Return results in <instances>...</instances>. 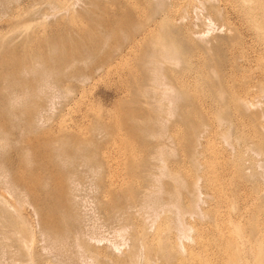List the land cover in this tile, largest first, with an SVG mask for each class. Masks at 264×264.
<instances>
[{"label": "rangeland", "instance_id": "1", "mask_svg": "<svg viewBox=\"0 0 264 264\" xmlns=\"http://www.w3.org/2000/svg\"><path fill=\"white\" fill-rule=\"evenodd\" d=\"M45 1L40 0L39 2H42L41 7L47 14L46 20L48 18L56 19L55 21L51 19L52 23L50 19L45 20L46 23L43 24L45 35L50 36L61 30V27H64L63 19L65 15L58 13L57 15L60 16L55 18L52 14L56 13V9L50 8L48 10L49 6L44 3ZM84 1L82 0V2ZM174 1L187 2V0H167V7L169 3ZM188 1L194 3L197 8L190 9L188 7L190 12H188L187 18L191 22L194 20L193 23L197 24V30H208L206 38L211 39L209 40L211 44L208 43V50H203L204 45L202 46V43L198 41L184 42L182 48L185 49L188 46L185 50L189 51L187 49H190L192 51L199 50L197 48L199 46L200 50L204 51L203 67L205 68L203 70L209 76V83L210 81L214 83L223 81L224 76L231 71L235 81L234 84H240L241 80L242 83H244V80L246 82L251 74L256 71V65L258 63L264 64L263 55L258 59V62L251 59L252 61L248 64L249 67L251 66L250 68L245 66V56L253 53L250 51L262 49L264 46V31H262L264 30V0H251L250 3L249 0H215V3L214 0L203 3H199L198 0ZM243 1H245L244 4ZM2 2L4 4H0V25H4L6 13L13 6L10 4L11 7H4L6 3ZM166 5H164L165 8ZM6 7L8 11L5 9ZM3 8L5 12H1L4 10ZM217 10L218 13H216ZM207 25L211 26L208 27ZM228 29H230L229 32L232 31L230 34ZM258 29L262 30L258 31ZM2 31H0V34ZM213 38L215 39L214 42ZM231 50L236 54L232 55ZM205 51H209V57ZM211 58H213V61ZM240 58L242 59L240 60ZM125 61L121 62L122 64L120 63L121 68H137L133 75L127 72L114 71L115 73H113L111 71L104 74H92L82 81L81 79H68L67 77H59L58 80L54 79L55 77L51 79L49 77L47 86L42 88L43 91L42 89L41 92L39 91L40 94L37 91L27 90L28 92H22L18 88L14 89V100L11 107L16 114L17 118L15 120L19 128L25 125L26 118L24 117L30 116V113L32 114L36 109H39L38 112H40L33 125L36 129L22 131L19 143L15 146H20L21 149L15 150L17 148L13 147L8 152L0 151L1 154L8 157L14 167L10 170L9 176H6L7 173L4 174L0 171V264H91V262H94V264H264V166L259 164L264 160V154L257 156L255 154L254 156L251 152H243L238 149L241 148L242 135L239 134L236 127L235 123L238 120L236 114L233 113V108L230 106L227 110V121L229 123L233 122L231 128L234 129L232 132L231 129L228 134L231 140L230 143L232 142V150L229 148L230 146H228L229 149L225 148L227 146L224 144L227 143H224L222 138L223 141L218 140L221 137L219 135L220 130H218V128L221 129L222 126H220L216 128L218 133L211 134L204 142L205 145L203 144L200 156L196 154L195 157H192L191 152H189L192 150L191 143L188 142L189 140L185 134L184 122L186 101L182 81L187 71L185 61L181 60L180 68H178L179 66L177 68L170 67L166 72L172 82L177 83V88L171 94L175 98V104H172L173 115L165 123L163 131L160 129L157 120L158 117H163L167 113V98L159 89L151 87L149 73L138 69L141 66L139 60L132 61L128 59ZM1 62H3V68ZM13 64V62L0 61V87L3 84V75H7L9 71H12ZM124 64L127 66L123 67ZM134 64H137L138 67ZM229 64H232V66ZM212 67L215 72H218V75L216 72L217 79L216 77L213 78ZM230 67L233 70L228 71ZM5 68L7 69L5 70ZM206 71H209L208 74ZM2 76L3 78H1ZM32 77L28 74L20 76L8 74V79L12 81L31 79ZM49 81H51L50 84ZM159 101L160 103H158ZM0 103H2L1 100ZM158 104L163 106L159 107ZM182 107L184 108L182 109ZM233 116L236 118H232ZM217 123L218 121H215L214 126ZM224 126H226V123ZM34 130L36 131L34 132ZM156 130L162 131L161 134L155 132ZM48 143H50L49 146ZM159 144H164L162 149L163 163L160 162L156 154V148ZM26 146H28L29 151L32 148V152L23 153L30 154L31 156L28 157L30 160L37 155V158L45 161L48 159V155L57 152L56 149L61 152L64 147L63 155H61L69 154L67 157L65 156L67 162L65 161L63 165L60 163V159H58L59 161L55 159L57 162L55 161L52 165L49 164L48 167L51 169L47 168L48 170H46L48 176L52 179L51 185H65L66 193L69 195L67 196L68 220H71V222L68 221V227L71 234L67 245L60 250L61 252H52L48 248L45 249L38 217L31 210L32 207L29 205L25 191L20 188L21 186H18L19 188L17 187L16 190L12 187L15 194H12L11 189L6 188L9 183V188L12 186L11 181L13 179L18 181L19 185H23L21 183L25 182L26 175L29 172H35V165L32 163L33 166L29 167L32 164L28 165L26 163L25 155L22 154L23 151L18 152ZM241 160L247 161V163L244 164ZM258 161L259 163H257ZM240 163L242 164L240 165ZM253 164L261 165V167ZM194 165L197 166L198 170ZM248 165L249 170L243 168V166L248 167ZM158 168L167 171V174L162 175ZM49 170L51 171L48 172ZM4 176L5 179H3ZM152 176L154 179H152ZM179 178H181L180 181ZM10 179L12 180L10 181ZM152 180H155L154 183H152ZM157 181L160 184L156 183ZM181 181L185 186H180L181 183L179 184V182ZM194 181H196V185H192ZM148 185L150 189L154 187L150 185H155L153 191L156 195L161 192V198L156 196L161 199H159L160 201H162V197H167V203L176 202L184 210L192 208L194 195L190 194L189 191L196 189L195 194L196 197L198 196L196 198V208L191 214L186 212L183 215V221L190 227L189 230L187 229L189 238H182L181 241L176 235L178 224L175 219L178 213L176 209L177 213H174L176 207L169 208V204H164L165 207H161V205H158L161 204L160 202L156 203L157 207L153 206V209L156 207L155 211L150 212L151 208L140 209L138 211L140 214L138 213L139 215H136V218L132 214L127 221L130 224L125 228L121 227L120 221L114 217L118 213L117 209L128 201L139 200L141 191ZM160 185L162 189L159 187ZM175 185L176 187L179 186L178 188L181 187V191L178 189L182 192V195L178 196L179 198H174L170 192L166 193L171 190L175 191ZM156 188L157 190L161 189L160 192H156ZM172 191L171 193L175 195L180 193L179 191ZM167 194H170V197L173 198L168 200L170 198ZM16 199L17 201H15ZM165 200L163 198L164 203ZM142 218L144 221L146 220L145 224L141 220ZM119 229H124V232ZM137 230L138 232H136ZM74 231L76 232L74 233ZM142 231L146 232L142 233ZM133 233H138V246L136 256L129 261L126 256L131 244L130 237ZM73 235L75 236L73 237ZM178 241H181L182 247ZM116 242L119 243V246L121 244L123 246L115 250L112 244ZM82 245H85V247H82ZM87 258L88 260H86Z\"/></svg>", "mask_w": 264, "mask_h": 264}, {"label": "bare ground", "instance_id": "2", "mask_svg": "<svg viewBox=\"0 0 264 264\" xmlns=\"http://www.w3.org/2000/svg\"><path fill=\"white\" fill-rule=\"evenodd\" d=\"M0 1H1L0 4H4L2 1H4L6 3V5H4V7L10 6V4L13 5L12 7L10 6L11 7L10 11L7 10V7L5 8L8 11V13H6L7 16L5 15L6 19L4 17V19H5L4 25H0V31L3 30L2 33L0 34V61H4L5 63L6 62H13L14 63L12 66V71L11 72L9 71L10 73L8 72V74H15L18 76L28 74V75L33 76L31 79L28 78L29 80L26 78L27 80L23 79V80H15V81L9 80L8 74L3 75L4 78H3V76L1 77V78H3V80H2L3 84L0 87V100L2 102V103H0V151H4V152L7 151L8 152V150L13 148V147L17 148L15 150H19L18 148H20V146H18V147H15V146H16V144L19 143L18 141L21 138L20 136H21L22 131H24L25 129H32V131H33V129H36V128H34L33 125H34V122L36 121V118H37L39 112H40V111L38 112L39 109H36L35 111H33L32 114L30 113V116L24 117V118H26L25 125L23 127L19 128V126H17L18 123L15 120V118H17L16 114L12 111V107H11V105H12L11 103L14 100V97H13L14 92H15L14 89L18 88L22 92H26L27 90L28 91L30 90L32 92L37 91L39 93V91L41 92V89L44 88V86H47V84H48L47 81H48L49 77H50L49 79H51L52 77H55L54 79H57L59 77H67L68 79H76V80L81 79V81H82L84 78L87 79L92 74H96V73L104 74V73H108L111 71L113 73H115L114 71H116V72H127V73H132V75H133V72L137 68L136 69L130 68V67L129 68H121V66H120L121 62L123 63V61L129 59L132 61L133 60H139L141 62V66L138 69L141 71H147L149 73V76H150L151 87H153L155 89H159L161 91V93L163 95H165V98H167V101H168V103H166V105L168 104L167 113L163 117L162 116L158 117V120H157L160 124V129H162V131L165 128V123L168 122L169 118L173 115L172 104H175V101H174L175 98L172 97L171 94L177 88V83H175V81L172 82L171 78H169L168 75H166V72H167V69L170 67H176L177 68L180 65L181 60L185 61L187 71H186V74L184 75V77H183L184 79L182 81L183 82L182 87H183V92H184V98L186 101V109H185L186 112H184L186 114L184 115V119H185L184 122H185V134L189 140V141L188 140L187 141L191 143L190 146H191L192 150H190L189 152H191L192 157L193 156L195 157L196 154L198 156H200L199 154L202 153V147H203L204 142L207 141V139L209 138V136L211 134H213L215 132L218 133L217 132L218 130H220L219 135L221 136L218 140H220L222 138L224 141L222 139L221 140L224 143L225 142L227 143V144H224L227 147H225V146L224 147L228 148V146H230L229 148H231L232 142L230 143L231 140H230V137L228 134L230 133V130L232 129L231 124L233 122L229 123L227 121L228 120L227 110H229L228 108L230 106H231V108H233L232 109V110H234L233 113H234V115L236 114V117L238 120L237 123H235V122L234 123L236 124V127L239 131V134L242 135L241 148H238V149H241L243 152H251L254 154V156H255V154H256V156L259 154H264V64L258 63L255 67L256 71L251 74V77L248 80H246V82L244 80L243 81L244 83H242V80H241L240 84H234L235 83L234 77L231 74V72H232L231 70H233V69L231 67H230V70H228L231 72L228 73V75L224 76L225 78L222 79L223 81H217L216 83L210 81V83H209V80H210L209 76L206 75L205 71L203 70V68H205V67H203V64H204V56H203L204 53L203 52L204 51H201L200 50L201 48H199V46L197 47L199 50L196 49V50L190 51V49H187L189 51H186L185 49L188 47L187 46L188 44L186 45L187 46L186 48L184 47L185 49L182 48V45H184L182 43H184V42L185 43H187V42L192 43L194 41H198L199 43H202L201 44L202 46L204 45L203 50L204 49L208 50L209 44H211V43H209V40H211V39L208 40L206 38V34L208 33V30L207 29L197 30L196 29L197 24L195 25L193 23L194 20H193V22H191L187 18L188 12H190L188 10V7H190V9L197 8L196 5L194 3H192L191 1H188V0H187V2H180V1L175 2L174 1V2L169 3V6L167 7V5H168V3H166L167 0H85L84 2H82V0H46L44 3L49 6V7L45 6V7L49 8V9L47 8L48 10H50V8L56 9V13L52 14L53 16H55V18L57 16H60V15H57L58 13L65 15L64 19H63L64 25L61 23L64 27L63 28L61 27V30H59V31H56L57 30V28H56V30H55L56 32H54V34L50 35V36L45 35L43 24L46 23V21H48V19L51 20L52 18H48L46 20L47 14L41 7V3L43 1L42 2H39L40 0H22L20 2H19V0H0ZM198 1H199V3H203L206 1H210V0H198ZM250 1L251 0H249L248 2L250 3ZM244 2L245 1H243V4H244ZM214 3H215V0H214ZM246 4H248V3H246ZM254 4H255V2H254ZM164 5H166V8ZM43 7H44V5H43ZM5 9L1 12H5ZM216 13H218V10ZM193 14H195V13H193ZM193 16H195V15H193ZM200 17H201V15H200ZM59 18H61V17H59ZM204 18H206V17H204ZM208 19H210V18H208ZM52 20H51V23L53 21H55L56 19L53 21ZM256 21L258 22L257 19H256ZM260 22H262V21H260ZM54 24H55V22H54ZM210 26H208V27H210ZM251 27H253V26H251ZM261 30L258 29V31H261ZM229 31H230V29H228V32ZM262 31H264V30H262ZM231 32H229V34ZM248 34H249V32H248ZM249 35H251V34H249ZM214 40L215 39L213 38V42H214ZM249 40H251V39L249 38ZM252 42H253V40H252ZM221 43H222V41H221ZM195 45H197V43H195ZM263 45H264V42H263ZM191 46H193V45H191ZM228 47H226V48H228ZM189 48H190V46H189ZM229 49H230V47H229ZM210 50H211V48H210ZM208 52H206V54ZM232 52H233V53H231L232 55L236 54V52L235 53H234V51H232ZM250 52H253V53L252 54L249 53L245 56V66H248L249 62L252 61L251 59H254L255 61L258 62V59L264 55V46L262 49L253 50ZM210 54H211V56H213L212 53H210ZM207 55L209 57V53ZM242 58H240V60ZM207 59L210 60L209 58H207ZM212 59L213 58H211V60ZM219 60H221V59H219ZM2 63L3 62H1V67H2ZM134 65L136 66L137 64H134ZM181 65H183V64H181ZM214 65H215V63H214ZM126 66H125V64L123 65V67H126ZM183 66H185V65H183ZM230 66H232V64ZM253 66H255V65H253ZM136 67H138V66H136ZM180 67L181 66H179L178 68H180ZM213 67L211 68L212 73H213V78L216 77V79H217L218 72L216 71L217 72V75H216V72L214 69L215 67L214 68ZM6 69L7 68H5V70ZM8 69H10V68H8ZM228 69H229V67H228ZM171 70H173V69L171 68ZM242 70H244V69H242ZM174 71H175V69H174ZM208 72H207V74H208ZM143 73H145V72H143ZM34 77H36V78H34ZM50 83H51V81H49V84ZM52 83H54V82H52ZM231 83H233L234 86L231 85ZM48 86H50V85H48ZM42 91H43V89H42ZM31 97H33V96H31ZM155 100H157V99L155 98ZM158 103H160V101ZM37 105H39V104H37ZM158 105H159V107L161 106L160 104H158ZM39 106H42V105H39ZM183 108L184 107H182V109ZM174 109H175V107H174ZM228 113H230V112H228ZM232 118H234V116ZM213 121L214 122L218 121L216 126H214ZM225 123H226V126H224ZM38 125H39V123H38ZM220 126H222L221 129L218 128ZM38 127H40V126H38ZM134 127H132V128H134ZM216 128H218L217 131H216ZM157 130H158V128H157ZM157 130L155 132H159ZM35 131L36 130H34V132ZM145 131H146V129H145ZM232 131H234V129H232L231 132ZM161 132H159V134H161ZM235 132H237V131H235ZM153 134H155V133H153ZM235 136L237 137V135H235ZM238 138H240V137H238ZM56 141H57V139H56ZM207 143H209V142H207ZM234 143L236 146V141ZM49 144L50 143H48V146H49ZM69 145H68V147H69ZM65 146H66V144H65ZM57 147H59V146H57ZM86 147H85V149H86ZM163 147H164V144H159V146L156 148V151H157L156 154L158 156L157 158H159L160 162H162V163H163V159H164L162 157ZM64 148H63V150H64ZM80 148H81V146H80ZM31 149L32 148H30V151H31ZM56 150H57V152L54 151L55 152L54 154L50 153L51 155H48V159L45 161L37 158L36 157L37 155H35L34 159H31V160H30V158L28 159V157L31 155L27 154L28 155L27 156L26 154H23L24 152H26V153L30 152L28 149V146L23 148V150L18 151L19 153L23 151L22 154L25 155V158H26L25 161H26V163H28V165H30L32 163L35 165V172H29L26 175L25 182L21 183L23 185H19L17 183L18 181L14 180L13 178H12L13 180L10 179V181L12 180L11 181L12 186L10 188H9L10 183H9V185L7 184L8 186L5 184L7 186L6 188H8V190L11 189V192L13 191L12 187L15 188V190H16V188L18 186H21L20 188H22L25 191L26 196L29 200V205H31V207H32L31 210L34 211V213L38 217L39 224H40V233L42 235L41 238H43L45 249L48 248V249L52 250V252L53 251L59 252L61 249H63L67 245L68 238L71 234L70 229L68 227V225H69L68 221L71 222V220H68L69 210H68V206H67V201H68L67 196H69V195H67V193H66L65 185H51L52 179L50 176H48V173L46 172V170H48L47 168H49L48 167L49 164L52 165V163H55L56 160L60 159V161H61L60 163H62V165H63L65 163V161L67 160L65 158V156L67 157L69 154L68 155L65 154V156H62L63 150L61 152L59 151L60 153L58 152V149H56ZM231 150H232V148H231ZM241 150H239V151H241ZM75 152H77V151H75ZM230 153H231V151H230ZM238 154H240V153H238ZM70 155H72V154H70ZM86 155H85V159H86ZM241 155H244V154H241ZM240 156H238V157L241 159ZM236 157H237V155H236ZM17 158H19V157H17ZM32 158H33V156H32ZM23 159H24V157H23ZM226 161H225V163L227 164ZM189 162H191V161H189ZM242 162L244 164H245V162L247 163V161H245V162L242 161ZM257 163H259V161ZM33 164L29 167H32ZM158 164H160V163H158ZM241 164L242 163H240V165ZM259 164L264 166V160L261 161V163H259ZM233 165H235V164H233ZM261 165H259V166L261 167ZM83 166H85V165H83ZM163 166L165 167V165H163ZM254 166L259 167L258 165H254ZM87 167H88V165H87ZM164 167H163V169H164ZM194 167L196 168L197 166L194 165ZM13 168L14 167L10 163V160L8 159V157L6 155L0 153V171H1V173H4V174L7 173L6 176H9V173H11L10 170H12ZM16 168H17V166H16ZM26 168L28 170H30V168H28V167H26ZM243 168H245V169L247 168V170H249L250 167L248 165V167L243 166ZM22 169H23V167H22ZM49 169H51V168H49ZM156 169H157V167H156ZM159 169H160V172L162 175L167 174V171L166 172L164 171L165 169L163 170L161 168H158V170ZM231 169H233V168H231ZM234 170H236V169H234ZM50 171L51 170H49L48 172H50ZM236 171H235V173H236ZM17 172L18 171L16 170V173ZM248 173H250V171ZM250 174H252V173H250ZM162 175H160V176H162ZM15 176H13V177H15ZM7 178H6V180L8 182L9 178L8 179ZM195 178L198 179V177H196V176H195ZM3 179H5V176ZM152 179H154V177ZM180 179L181 178H179L178 180L180 181ZM238 179H241V178H238ZM20 180H21V178H20ZM155 180H156V178H155ZM155 180H152V183H154L153 181H155ZM157 180H158V177H157ZM158 181L156 183H159ZM175 182H176V180H175ZM182 183H183L182 181L179 182L180 186L181 187L185 186ZM192 185H196V181H194L192 183ZM150 186H154V187L151 188L152 190L150 189L149 185L147 187H145V189H143L141 191L142 192L141 198L139 200L138 199L134 200V201L132 200V201H130V202L128 201L126 203L123 202L124 204H122V205L120 204L121 206H119V208L117 209L118 213L115 214L116 216L114 215V217H116V219L118 221H120L119 223H121V227L122 228L127 227L130 224L129 222H127L130 219V216L133 214V217L136 218L140 214L138 212V211H140V209L143 210L145 208H151V210H149L151 212V211H155L154 209L158 205L159 206L161 205V207H163L164 204L165 205L169 204V206H170L169 208H171L172 206H175L176 208H174V211L176 209V211L178 212V213L176 211L174 212L175 214L177 213L176 214L177 218L175 217V219H176V222L178 223L177 228H176V231H177L176 235H177L178 239L181 240L182 238L183 239L187 238L188 237L187 232H188L190 227L185 223V221H183L184 220L183 215H185L186 212H188L190 214L192 212H194V210L196 208V200H197L196 198L198 197V196L196 197V194H195L196 189H194V190L192 189L191 191H189L190 194L194 195L193 203L191 205L192 208L190 207V209L187 208L188 210L187 209L184 210V209H181L182 206L181 207L178 206L176 204V202H173V203L168 202L167 203L166 202L167 197H162V201H160L161 200L160 199L161 198L160 197L161 196L160 190L162 189L161 185L159 186L161 188L160 190H157L158 187L156 188V190H157L156 192H158V191L160 192V193H157L159 196L156 195V193L153 191V189L155 188V185H150ZM156 186H158V185L156 184ZM3 187H5V186H3ZM178 187L179 186L176 187V185H175V187H174L175 189L173 188L175 191H172V190L171 191L172 192H178L181 188V187L180 188H178ZM176 188H177V190L178 189L179 190L177 191ZM6 190H4V191H6ZM171 191H168L166 193L170 192V194L172 196H174V198L178 197L179 195L180 196L182 195L181 194L182 192H180L181 190L179 191L180 193L176 194L177 196L174 193H171ZM15 192H17V191H15ZM5 193H7V192H5ZM12 194H15L14 191ZM170 194H167V196H169V198H170L168 200H171V198H173V197H170L171 196ZM156 196L160 197V198H157ZM163 198H164V200L166 199L165 203L163 202ZM69 199H70V197H69ZM157 199L158 200L160 199V200L158 201ZM24 200H25V198H24ZM173 200L175 201V199H173ZM15 201H17V199ZM126 201H127V199H126ZM158 202H160L161 204H158ZM179 202H180V200H179ZM16 204H17V202H16ZM154 205L155 206L157 205V206L154 207V209H153ZM166 208H168V207H166ZM172 209H173V207H172ZM146 212H148V211H146ZM152 214H153V212H152ZM142 216L144 217V215H142ZM117 220H114V221H117ZM141 220H143V218ZM35 221H36V219H35ZM141 223H142V221H141ZM143 223L145 224L146 220ZM135 228H137V227H135ZM143 228H144V226H143ZM18 230H21V229H18ZM119 230H121V229H119ZM75 232L76 231H74V233ZM121 232H124V229L121 230ZM136 232H138V230ZM143 232L144 231H142V233ZM74 236L75 235H73V237ZM73 240H74V238H73ZM130 240H131V244L129 246V249L127 251L128 253L126 256L129 259V261H131L132 258L134 256H136V251H137V246H138V241H137L138 240V233H133L130 237ZM96 241H98V240L96 239ZM181 241H178V242H179V245L182 247ZM74 242H76V241H74ZM120 243H122V242H120ZM176 244H177V242H176ZM124 245H125V242H124ZM83 246L85 247V245H82V247ZM120 246H123V245L121 244ZM120 246H119L118 242L112 244V247L115 250L118 249ZM67 247H69V246H67ZM89 254H90V252H89ZM109 254H111V253H109ZM50 255H52V254L50 253ZM86 260H88V258ZM91 264H94V262L93 263L91 262Z\"/></svg>", "mask_w": 264, "mask_h": 264}]
</instances>
